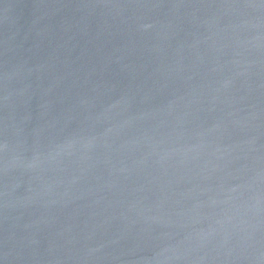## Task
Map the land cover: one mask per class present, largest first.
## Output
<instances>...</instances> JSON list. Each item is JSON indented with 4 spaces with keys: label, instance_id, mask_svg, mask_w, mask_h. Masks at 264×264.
I'll list each match as a JSON object with an SVG mask.
<instances>
[{
    "label": "water",
    "instance_id": "1",
    "mask_svg": "<svg viewBox=\"0 0 264 264\" xmlns=\"http://www.w3.org/2000/svg\"><path fill=\"white\" fill-rule=\"evenodd\" d=\"M0 264H264V0H0Z\"/></svg>",
    "mask_w": 264,
    "mask_h": 264
}]
</instances>
